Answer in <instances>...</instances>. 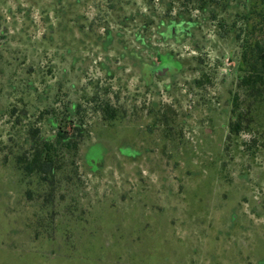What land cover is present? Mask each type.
<instances>
[{
  "label": "rangeland",
  "instance_id": "374dc122",
  "mask_svg": "<svg viewBox=\"0 0 264 264\" xmlns=\"http://www.w3.org/2000/svg\"><path fill=\"white\" fill-rule=\"evenodd\" d=\"M215 2L0 0V264H264V95L237 87L264 12ZM67 115L87 135L45 200L16 155Z\"/></svg>",
  "mask_w": 264,
  "mask_h": 264
},
{
  "label": "trees",
  "instance_id": "16d2710c",
  "mask_svg": "<svg viewBox=\"0 0 264 264\" xmlns=\"http://www.w3.org/2000/svg\"><path fill=\"white\" fill-rule=\"evenodd\" d=\"M184 1L197 4L198 9L200 8V10L201 8L205 9L212 5L213 8L211 9V13L214 12V4H216L215 0H168V3L169 6L172 7L171 5L175 2H181L183 4L185 3ZM258 1L260 8L264 12V0ZM223 6L224 7L220 10L226 8V4ZM245 9L246 11H243L240 16V21H243L244 24H246L245 22L248 21L249 17L253 14L248 7H245ZM204 13L206 14L208 12L204 11ZM263 17L264 15L262 16L260 12L259 19L261 25L263 24ZM186 22L187 21L181 19L177 28L179 29V26L184 24L191 25L189 22ZM169 28L171 29V26H169ZM184 31L186 32V30ZM258 31L259 34L253 38L251 37L250 41L245 39V37L241 39V64L239 63L240 66L238 65L241 73L239 72L237 78V87L243 91L247 98L252 99H259L264 95V29H258ZM239 36L240 34L236 35L237 40H240ZM158 56L159 58H162L161 61L164 60L161 55ZM103 112L105 120H112L115 115V111L111 109L109 105L105 106ZM70 117L72 116L67 115L64 117L65 120L61 119L60 122H54L56 132L51 137H36V134L31 135L29 139H26L27 141L25 145L27 146V144H29L27 151H21L16 155L15 166L18 173H21L23 180L26 179L32 181L33 178V182L36 183V192L38 193V196L43 194L45 200H49L48 198L52 197L51 190L54 188L53 186L59 182L57 178L61 176L63 172L62 168L65 165L64 154L70 156L71 159L76 158L79 145L87 135L84 123L81 120L74 121ZM241 118L242 117L239 113L236 117H230L227 138L237 135L239 131H241ZM29 131H35L36 133L38 130L30 128ZM28 141H30V143ZM19 146L23 147L24 145L21 143ZM32 193L33 192L30 190L27 191L29 196H31Z\"/></svg>",
  "mask_w": 264,
  "mask_h": 264
},
{
  "label": "flooded vegetation",
  "instance_id": "af4514ba",
  "mask_svg": "<svg viewBox=\"0 0 264 264\" xmlns=\"http://www.w3.org/2000/svg\"><path fill=\"white\" fill-rule=\"evenodd\" d=\"M172 29V28H171ZM171 32H173V31H171ZM159 64H162L163 65V63H158V65ZM155 66L154 68H149V67H146V66H144V68L151 74V72H156V73H158L159 74V71L161 70V72H162V70H164V68L162 67V65H159V66ZM166 71V70H165ZM174 72H175V70H173ZM150 78V77H149ZM148 78V79H149ZM143 80L145 81V79H144V77H143Z\"/></svg>",
  "mask_w": 264,
  "mask_h": 264
}]
</instances>
